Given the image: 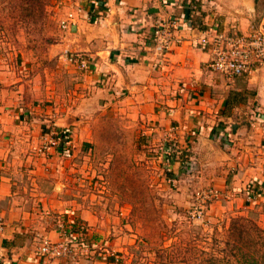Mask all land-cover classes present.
<instances>
[{
    "label": "crops",
    "instance_id": "crops-1",
    "mask_svg": "<svg viewBox=\"0 0 264 264\" xmlns=\"http://www.w3.org/2000/svg\"><path fill=\"white\" fill-rule=\"evenodd\" d=\"M171 1L60 0L58 22L68 12L74 19L51 47L58 63L51 74L45 69L51 80L0 68V264H86L93 252L102 256L94 264H116L117 227L80 189L84 170L99 165L85 152L91 156L100 120L113 114L144 121L170 156L191 160L199 182L219 191L221 212L234 204L247 211V194L264 205V65L224 77L208 69L201 43L210 27L246 33L264 22V0H204L187 21ZM170 19L180 41L159 54L152 31ZM65 52L87 59L89 69L67 62ZM52 127L70 131V156H35ZM172 159L173 169L184 160ZM61 224L79 242V260L38 254L43 239L61 240Z\"/></svg>",
    "mask_w": 264,
    "mask_h": 264
},
{
    "label": "rangeland",
    "instance_id": "rangeland-1",
    "mask_svg": "<svg viewBox=\"0 0 264 264\" xmlns=\"http://www.w3.org/2000/svg\"><path fill=\"white\" fill-rule=\"evenodd\" d=\"M59 3L0 0V68L21 78L51 80L45 69L51 74L58 64L51 47L65 12ZM143 124L119 114L101 119L94 151L89 157L85 152L89 160L94 153L93 164L99 165L94 172L84 170L80 189L96 196L92 204L117 227L110 236L120 239L113 252L116 264H264V217L259 209L264 205L258 198L244 196L247 211H237L234 204L221 212L214 207L219 191L200 183L192 161L170 156L173 151L146 134ZM170 157L184 160L173 169ZM207 187L216 196L197 199L196 191ZM75 254L71 260L80 259ZM100 257L94 252L83 256L86 264Z\"/></svg>",
    "mask_w": 264,
    "mask_h": 264
},
{
    "label": "built area",
    "instance_id": "built-area-1",
    "mask_svg": "<svg viewBox=\"0 0 264 264\" xmlns=\"http://www.w3.org/2000/svg\"><path fill=\"white\" fill-rule=\"evenodd\" d=\"M167 0H165L166 2ZM171 3L178 6L182 12V17L187 21V17L197 14L203 7L204 0H172ZM73 13L68 12L63 20L59 22V27L68 30L73 23ZM177 23L175 19L164 21L152 31L151 42L158 53L167 52L173 44L180 40L175 36ZM203 45L208 47L210 59L207 67L212 72L227 78L248 76L256 72L264 65V22L253 26L249 32L237 33L230 31H217L209 28L201 40ZM64 58L71 64H77L81 70L89 69L90 62L77 56L76 54L65 52ZM69 130L57 131L55 127L49 128L46 134L41 135L39 143L33 148L36 157L47 159L53 152L65 157L71 155ZM197 199L204 201L213 199L216 191L212 187L198 190L195 193ZM253 200L255 196H251ZM61 240L58 243H51L43 239L37 249L39 255L48 258H71L80 247L79 242H74L71 234L66 232V228L61 224ZM81 248V247H80Z\"/></svg>",
    "mask_w": 264,
    "mask_h": 264
},
{
    "label": "trees",
    "instance_id": "trees-1",
    "mask_svg": "<svg viewBox=\"0 0 264 264\" xmlns=\"http://www.w3.org/2000/svg\"><path fill=\"white\" fill-rule=\"evenodd\" d=\"M113 262L117 263V260H115V258H110Z\"/></svg>",
    "mask_w": 264,
    "mask_h": 264
}]
</instances>
